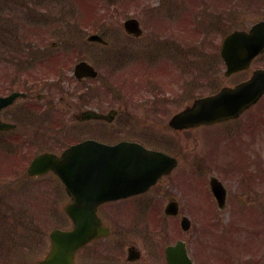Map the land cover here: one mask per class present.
Masks as SVG:
<instances>
[{"label": "flooded vegetation", "instance_id": "flooded-vegetation-1", "mask_svg": "<svg viewBox=\"0 0 264 264\" xmlns=\"http://www.w3.org/2000/svg\"><path fill=\"white\" fill-rule=\"evenodd\" d=\"M12 8L15 9L14 11L9 9L12 16L17 10L21 11V14L16 16V20L18 22L21 20L24 33L18 38L13 36L12 32L5 36L2 34L0 37V96L7 97L14 93L23 95L16 97L12 104L0 112L1 121L13 124L15 127L0 131V158L2 157L0 191L44 192L42 189L46 185L43 187L41 185L48 179L56 183L55 187H51L55 192L64 194L56 202L59 207H65L69 198L65 195L64 185L54 173L29 176L28 167L35 157L46 152L61 155L71 145L88 139L103 144H116L121 141L141 143L175 157L178 160L176 168L167 175L161 176L146 193L104 203L99 206L98 212L103 223L107 225L105 214L107 207L119 206L124 212H129L135 207L145 208L152 217V226L155 225V231L152 229L154 238L160 240V235L156 232L159 228L158 209L170 203H177L178 209H183L180 200L170 194L173 178L179 174L183 189L190 185L198 196H203L212 176L206 175L215 167L206 172L197 162L193 168L195 175L192 178L189 174L190 163L185 165V169L183 168V160L193 150L191 146L193 136H190V133L183 134L187 136L184 141L164 138L159 139V143L153 138L149 143L141 138L114 136L115 132L124 134L126 122L132 120L130 112L133 107L132 99L127 98L123 84L116 83V78L124 72L126 48L119 41H107L103 44L86 39L79 40V37L77 40L75 29H77L78 11L75 0H23L22 7L17 5ZM99 50L106 56L105 58L97 57L96 51ZM96 59L103 65L99 66ZM260 59L261 57L256 58L252 63L253 66ZM83 62L91 64L97 70V78L90 79L89 73L85 77H78L77 66ZM108 65L113 67L108 69ZM197 67L191 74L197 81L195 86L199 81L206 82L205 63L199 62ZM250 70L242 71L240 74L249 73ZM183 76L186 77L188 74ZM172 85L174 88L168 92L164 93L166 91L164 89V92L151 97L153 106L163 104L168 107L167 103L175 100L174 97L179 95L182 85L179 79L174 80ZM157 110H148L146 113L150 121L159 119L164 122L163 127L167 129L169 116L164 113L159 116L155 112ZM92 111L104 115L105 118L89 119V112ZM166 133L176 138L170 132ZM205 133V137L209 140L217 135L215 132ZM76 134L85 136L77 137ZM201 141L204 145L208 139ZM161 143H165L167 147H163ZM185 192L189 193L190 190ZM5 204L6 206L0 205L1 211L12 208L10 202ZM128 207H130L129 211ZM10 213L11 211L9 213L2 211L0 216L6 217ZM168 227L169 231L179 233L177 220L176 223L171 221ZM148 228L146 226L144 230L147 231ZM178 236L182 235L178 234ZM105 241L107 239H96L89 243V248L81 251L84 254L88 253L86 257L89 255L87 257L89 264L100 262L103 257L101 252L110 250ZM81 256V254L77 256L78 261Z\"/></svg>", "mask_w": 264, "mask_h": 264}, {"label": "rangeland", "instance_id": "rangeland-1", "mask_svg": "<svg viewBox=\"0 0 264 264\" xmlns=\"http://www.w3.org/2000/svg\"><path fill=\"white\" fill-rule=\"evenodd\" d=\"M10 1L11 0H9V2ZM15 1L16 0H13L11 5H8V9H3L6 11L4 13L6 18L4 24L8 25L10 22L17 28L18 31H20L23 24L21 23V20H19V22L16 20V16L18 14L20 15L21 11L17 10L12 16L9 12V7H16L19 4V6L22 7L23 0H18L17 4H15ZM206 1L207 4H210V7L208 8V12H210L208 13L210 23L206 30L203 31V33L205 32V43L201 44L199 49H196L199 41H190V52H193L194 54H201V57H206L204 53L212 51V49H210V44H212L210 43L211 38H216L218 44L219 39L229 30L227 29L228 25L230 29L232 27L249 29L256 20L260 18L264 19V0H230V2H228L229 4L224 2L225 0ZM2 2L3 0L0 1V7ZM150 2H152L153 5H159L160 1L144 0L143 3L142 0H75L78 13H85V15H87V18L83 22H77V29H75V32L77 33V40L78 37L79 40H82L85 36L99 33L110 42L119 41L121 44H124L123 46L125 48L130 45L133 49L147 50V38L146 41L143 40L139 43H133V40L124 38L122 34V37L118 35L120 30L116 29V24L118 21H122L125 14L137 12L139 14L138 18L141 21L145 32L148 31L149 36V34H151L152 31L157 30L159 26L156 22L155 14H151L153 10L148 9L149 5L147 3ZM219 3H221V8L222 6H227L225 9L226 11L222 14V17L218 16L217 19V23L221 25V35L220 31L215 32V25L211 24L213 22L212 16H214L213 10L215 9L213 5H219ZM163 5L160 13L163 11ZM219 7L220 6H218V8ZM165 8H168L167 3L164 5V9ZM142 9L145 10L143 11ZM196 9L197 8L192 7L191 11L187 12L189 20L195 15L194 13L197 11ZM11 10L14 11L15 9L12 8ZM92 19H95L96 21L92 22ZM164 19L167 18H161V20ZM109 21L110 23H108ZM167 21L169 20L167 19ZM185 23L186 21L183 22V24ZM173 24L174 26L170 25V27L166 26V28H161L160 32L162 33V30H165L164 33H171V30H173L174 35L182 33L180 32L182 30V24L180 22H175ZM11 27L14 31H16L13 26ZM4 28H7V26ZM4 31L7 30L4 29L3 32ZM168 51L172 52L173 49H168ZM100 52V50L96 51L97 57L100 59L105 58L106 56L102 55ZM208 57H214V54H210ZM171 59L173 63L177 60L175 53H173ZM96 62L100 63L98 59H96ZM99 63V66L103 65ZM260 64L264 66V61ZM110 67L112 68L113 66L108 65V69ZM197 68L198 67L192 69L191 72L194 73ZM130 69L131 68H129V70ZM141 71L151 72V69L146 67ZM223 74L224 67L221 68L219 75L220 79L216 84L210 81H208L207 84L199 81V84L197 85L198 91H201V93L204 92L206 88H209L208 84H211V87H214L213 90L215 91L216 85L219 87L224 85H234L239 80L243 79V76H235L226 79ZM212 76L214 75L212 74ZM208 78H210V75L205 77V79ZM207 92L208 91L205 93ZM259 106H261L260 108L264 112V99ZM161 108L164 112H166L165 105L163 106V104L155 106L151 104H142L140 108L133 104L132 109H130L132 120L126 122L127 124L124 129V134L115 132L114 136L141 138L145 139L149 143L153 141L151 140L152 138L156 140V143H159V139L164 138H170L175 141H184L187 138L186 135L188 134H181L178 136L179 133L165 130V127H163L164 122H161L159 119L150 121L149 115L146 111ZM155 112H157L159 116L161 115L160 111L157 110ZM166 115L165 117L168 116ZM255 125L254 128H256ZM263 128L264 127L262 126L259 129L263 131ZM166 131L170 132L176 138L168 135ZM255 131L256 130H253V133H255ZM89 135H91V133ZM205 135L206 133L203 130L198 132L191 131L190 136H193L191 146L193 150L191 154L183 160V168L185 169V165L190 163L191 172L189 174H191L192 178V173H195L193 171V167L197 162V164L201 165L206 172L215 167L214 172L218 174L219 178L231 192V202L228 203L224 210H220L209 196L206 198L205 195L198 196L190 185L189 187L185 186V189L190 190V192H185L186 190L183 189L180 184L179 174L176 175L173 178V184L170 186V189L172 190L170 194L175 195L180 200V203L183 206V215H187L192 222V228L188 232V235L185 232L183 233L182 230H180V233L183 236H187L189 239L188 244L190 252L197 264H264V197L262 196L259 202L256 200L255 204L254 198L251 199L250 193L248 192V194L240 200H248L251 208H248L247 210L237 208V202L234 200L235 195L240 191L239 175L228 172V169L226 168V166L232 167V164L236 163L242 167V171H246L247 175L254 174L255 179H257L255 174L258 178L264 177V141L262 137L260 138L257 135L256 141L250 138V143H248L249 145L243 143L240 148L239 146H234L237 143L236 141L227 145L226 143L228 140H226L225 134L221 133L217 135L222 137V140L220 141L223 143L222 146L220 145L222 151L218 154V156L222 157L221 158L217 157V149L212 150L213 146L211 145L216 138L214 137L209 140V138H206ZM76 136L85 135L76 134ZM201 139H208L210 144L207 146H201L203 144ZM161 145L165 148L167 147L165 143H161ZM178 177L179 179L177 180ZM48 184L50 183L46 181L41 185V187L46 185V187L42 189L44 192L40 194L41 196H45L46 200L40 197L36 190L31 191L27 194V196L22 195L21 193L12 194L14 196V204L21 202L24 203L23 205L25 206L27 212H29L32 223L29 222L31 223L30 225L19 223L21 216L20 210H18L19 218L15 219V221H2L0 219V264H37L40 259L47 255L50 249V232L55 228L69 227L68 223L70 222L63 214V209H59L57 207L54 208L51 203L54 199L56 202L62 195L54 192ZM263 185L264 179L261 180L260 187L262 188ZM57 204L58 203L56 202V205ZM164 208L158 209L160 213H164ZM127 209L129 211L130 207ZM106 210L107 212H105V214L107 216V224L115 231L117 237L112 241L113 246L110 250L101 252L103 257L100 262H95V264H111L113 260L115 261L114 257L116 256V253H119L116 250L117 244L118 247L122 246L123 259L126 258L127 247L131 244H135L136 246H139L142 251L140 264L149 263L148 251L153 250V244L151 240H149V232L147 231V233L143 229V223L135 224V222H133V218H127V212H124V210L119 208V206L107 207ZM30 227L31 232L29 231ZM161 236L163 238V240H160L161 242L167 241V239H165L167 237H164L163 235ZM168 239H171V237ZM87 254L88 253L83 255L81 254L82 256L79 257L78 264H89V260L87 259L89 255L86 257ZM85 257L86 260H84ZM152 262L160 263V259L158 258L157 260H152Z\"/></svg>", "mask_w": 264, "mask_h": 264}, {"label": "water", "instance_id": "water-1", "mask_svg": "<svg viewBox=\"0 0 264 264\" xmlns=\"http://www.w3.org/2000/svg\"><path fill=\"white\" fill-rule=\"evenodd\" d=\"M137 22L126 23L129 32L139 33ZM91 39H99L93 36ZM264 49V22L253 26L249 33L236 31L223 43L222 56L227 65L226 75L245 69L251 60ZM264 95V70L257 71L253 77L236 88H224L218 94L199 99L194 105L173 120L176 128H188L204 123H214L231 117L255 104ZM89 143L71 148L64 154L66 166L59 167L56 157H40L34 169L46 164V169H53L65 181L73 203L65 211L73 220L70 231L54 230L51 233V252L41 264H74L76 252L91 240L108 235L109 231L101 227L96 214V207L102 201L122 196V183H115V174L128 170L131 163L141 162L140 169H154L157 162L152 152L143 151L133 156L128 144L109 147L110 157L102 166L94 164V157L84 150ZM108 148V147H107ZM121 154L119 150H123ZM123 161V163H122ZM145 165H144V164ZM63 168V169H62ZM104 170L105 173H102ZM77 187H85L79 192ZM101 188V189H100ZM125 189L126 186H125ZM89 203L91 206H89ZM138 256L131 255V259ZM168 264H193L185 249L180 246L167 249Z\"/></svg>", "mask_w": 264, "mask_h": 264}, {"label": "trees", "instance_id": "trees-1", "mask_svg": "<svg viewBox=\"0 0 264 264\" xmlns=\"http://www.w3.org/2000/svg\"><path fill=\"white\" fill-rule=\"evenodd\" d=\"M192 2V1H191ZM224 2H230V0H225ZM194 3V2H193ZM204 9H201V12L203 11Z\"/></svg>", "mask_w": 264, "mask_h": 264}]
</instances>
